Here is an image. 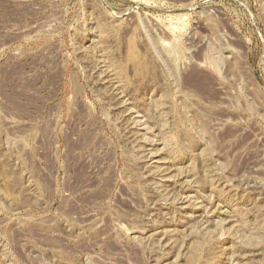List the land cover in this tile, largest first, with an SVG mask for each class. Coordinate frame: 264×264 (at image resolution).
Listing matches in <instances>:
<instances>
[{
	"label": "rangeland",
	"instance_id": "1",
	"mask_svg": "<svg viewBox=\"0 0 264 264\" xmlns=\"http://www.w3.org/2000/svg\"><path fill=\"white\" fill-rule=\"evenodd\" d=\"M0 264H264V0H0Z\"/></svg>",
	"mask_w": 264,
	"mask_h": 264
}]
</instances>
